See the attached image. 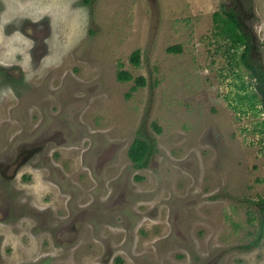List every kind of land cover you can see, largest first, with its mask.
Listing matches in <instances>:
<instances>
[{"label":"rangeland","instance_id":"1","mask_svg":"<svg viewBox=\"0 0 264 264\" xmlns=\"http://www.w3.org/2000/svg\"><path fill=\"white\" fill-rule=\"evenodd\" d=\"M241 1L243 11L252 8L246 24L257 41L254 54L264 64V0ZM5 2L10 10L22 4L28 15L44 18L31 74L28 68L0 66V156L33 135L35 127L20 126L16 109L27 90L47 86L44 119L27 112L34 114L33 123L45 122L38 134L54 132L59 123L67 141L57 153L63 171L72 177L84 172L94 187L86 168L91 165L94 177L103 180L98 192L113 197L93 201L90 208L101 221L100 236L68 251L33 249V244L27 252L7 220L0 221V264H25L20 262L26 258L42 264H264V211L258 205L264 199L261 97L251 98L256 81L240 60L245 47L221 34L215 20L218 12L226 17L234 1ZM11 11L6 19L11 20ZM173 45L181 51L169 52ZM135 50L141 52L139 65L130 61ZM23 54L21 62L28 64L26 47ZM120 69L133 80H118ZM140 76L146 78L144 86L135 83ZM31 82H37L34 88ZM139 132L154 138L155 153L149 166L136 171L128 149ZM105 153L114 158L98 169ZM26 180L21 187L33 182L46 190L38 177ZM4 183L0 178V217L8 218ZM131 186L135 204L128 203ZM28 188L29 194L37 192ZM94 228L88 226L89 233ZM103 239L112 257L101 259ZM44 251L52 256H42Z\"/></svg>","mask_w":264,"mask_h":264},{"label":"flooded vegetation","instance_id":"2","mask_svg":"<svg viewBox=\"0 0 264 264\" xmlns=\"http://www.w3.org/2000/svg\"><path fill=\"white\" fill-rule=\"evenodd\" d=\"M37 31L39 30H35L32 34L38 40L39 48L42 38L38 37L39 34H37ZM37 61L34 60L35 63ZM19 71L21 72V70ZM36 83L31 82L29 85L34 88ZM24 84H27V81ZM46 88L45 90L42 87L40 89L27 90L29 96L27 98L24 97L21 101V107L16 109V111L21 113L23 120L20 126L28 127L30 125L31 127H35L33 135H29L27 139H21L13 148L7 151L6 155L0 156V178L3 177L5 182L4 190L7 195L5 202L8 208V218L7 215L2 214L0 221L7 220L5 223L11 225L13 235L17 236L20 244H22L20 247H27V252L31 251L28 246L33 244V249L45 250L54 248L60 250L63 247H67L65 250L68 251L70 249H76L84 241L90 240L92 242L95 236H100L101 231V221H95V215L90 212V208L92 209L94 206L93 201L95 203H107L113 197V193L104 197V193L98 192L104 188L101 184L103 180L94 177L93 171L89 169L91 165H87L86 168L89 170L88 173L90 176L88 178L93 181L94 187H90L91 184L89 185L90 182H88V179L85 180L87 177L81 176V173L84 172H76L75 177H72L63 171L57 153H59V148L65 147L63 144L67 141L62 136V129L59 123H54L55 126L52 128L54 132L46 133L43 131L42 134H38V131L45 124V122L40 120L44 119L47 110L44 104L47 99L45 97ZM29 110H33L32 113H39L41 115L38 122H32L36 118H34V114L27 113ZM12 113L14 114L15 112L12 110ZM29 116L33 118H29ZM53 146L56 147L54 148ZM113 149L116 151L115 147ZM113 158V156L106 153L102 155L98 169H103ZM132 163L137 168L136 171L145 168L136 167L133 161ZM82 164L83 166L86 165L83 160ZM21 171L22 176L19 179ZM96 172L95 174L100 173L97 170ZM28 177H38L46 185V190L41 192L33 182L30 185L21 187L20 183L28 181L26 180ZM140 178L137 177L138 180H141ZM27 188L29 190L34 188L37 192L29 194V191L26 190ZM129 189L132 194V199L128 203L133 202L135 204L137 194H135L133 186L129 187ZM39 192H41V197L43 198L41 204L37 202ZM88 196L91 199L85 202L84 200H87L86 197ZM92 197H95L94 200ZM122 204L123 201H120L118 205L119 210L122 208ZM23 224L25 228H21ZM93 225L95 228L92 233H89L88 226ZM18 228L21 229L18 230ZM24 237H26V240H24ZM105 241V239L102 240L104 252L101 259L113 256V250L109 249ZM12 244L13 241L11 240L9 247ZM38 244H41L43 247H39ZM41 255L49 259L52 253L44 251ZM54 255H56V252ZM74 258L76 259V252ZM22 262H25V264H42V262L34 258H26L20 263ZM105 263L109 264V262H104L103 264Z\"/></svg>","mask_w":264,"mask_h":264},{"label":"trees","instance_id":"3","mask_svg":"<svg viewBox=\"0 0 264 264\" xmlns=\"http://www.w3.org/2000/svg\"><path fill=\"white\" fill-rule=\"evenodd\" d=\"M97 0H93L96 2ZM232 4H239L238 6L230 7L228 11H225L226 17H221L220 12L215 13V20L218 21V26L220 32L226 37L233 40L235 46L243 45L245 48L240 56L241 63L250 71L252 78L256 81V93H252L251 98L257 96L261 97V109L260 112L264 114V64L261 59V55L256 56L254 50H256L257 41L255 40V35L250 31V27L246 24L247 17L253 18L252 8L247 11L241 9L242 1L233 0ZM88 4L92 3V0H85ZM181 46L173 45L169 46L167 50L169 52H180ZM130 61L139 65L141 63V52L135 50L130 57ZM118 80L120 81H130L133 80V75L124 69H120L117 74ZM135 83L137 86H144L146 84V78L143 76L137 77ZM264 125V121H263ZM154 127L157 131H161L162 128L156 124ZM138 135L131 146L129 147L128 155L129 158L134 162L136 167H147L150 164L152 155L155 153V140L152 136H144L142 132ZM260 208L264 211V199L259 202Z\"/></svg>","mask_w":264,"mask_h":264},{"label":"crops","instance_id":"4","mask_svg":"<svg viewBox=\"0 0 264 264\" xmlns=\"http://www.w3.org/2000/svg\"><path fill=\"white\" fill-rule=\"evenodd\" d=\"M5 6V0H0V66H18L19 68L24 67V70H26L29 67L30 62L31 65L33 64L32 52L38 43V40L35 39L34 35L31 32V29L33 31L39 30L40 20H42L44 17H42L41 19L37 18L35 15L30 14V12L28 15L24 12L28 8L22 4L19 7H17V4L12 7V9H15L16 12L11 11L12 9L10 10L11 6ZM38 6L39 5L37 4V6H35L34 8H38ZM10 11L13 13L11 20L6 19V14H8ZM23 43H26V45L20 48L21 44ZM24 47L27 48V54L30 58L28 60V64L21 62V59H23L24 57ZM16 48L17 50H20L17 56L14 58L12 57V55H14L13 53L15 52L14 50H16ZM11 57L15 60L9 62V59ZM28 71H30L29 74H31V67L28 68Z\"/></svg>","mask_w":264,"mask_h":264}]
</instances>
